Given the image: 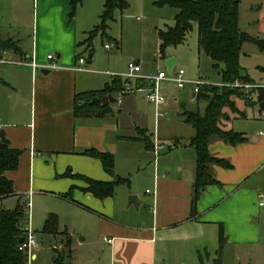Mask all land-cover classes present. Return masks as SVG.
Instances as JSON below:
<instances>
[{"label": "crops", "instance_id": "crops-1", "mask_svg": "<svg viewBox=\"0 0 264 264\" xmlns=\"http://www.w3.org/2000/svg\"><path fill=\"white\" fill-rule=\"evenodd\" d=\"M26 1L30 2L0 0L4 7L0 8V38L11 39L15 45V49L4 51L9 59L33 60L38 65L33 69L28 64L0 63V130L9 146L20 151L16 169L4 174L13 187V193L5 198L23 203L25 229L31 230L32 224L42 234L51 235L42 229L47 216L55 214L58 233L51 236L55 242L52 249L59 251L56 256L66 255V233L71 240L69 259L72 243L80 247L98 244L102 259L98 264H212L220 225L226 237L224 252L231 246L259 245L264 222V204L260 206L257 197L264 192V118L259 111L264 109V91L261 101L256 102L255 91L253 104L245 97H235L236 111L224 109L221 128L241 133L245 141L232 145L218 137L209 140V152L231 166L212 164L211 173L218 183L205 186L194 201L196 154L189 145L194 130L183 142L181 136L171 135L166 140L159 134L160 111L169 106L161 85L174 82L159 81L163 104L145 99L144 87L151 84L148 76L165 70L152 71L137 59L132 62L139 65L138 74L143 77H126L128 55L121 37L107 33L109 26L106 36H95L106 38V54L94 52L92 46L91 57H84L85 51L90 52L80 43L99 23L105 0H83L72 17L70 0H32L31 33H26ZM152 4L156 6L154 0ZM251 4L255 5L251 23L257 30L249 35L264 41V0H251ZM128 8L129 2L124 11ZM172 25L153 29L150 45L158 49L157 58L162 62L176 57L171 51L159 50L158 32ZM108 43L112 44L109 48L105 47ZM257 50L264 52L258 46ZM80 57L85 63L78 70ZM239 63L251 82L264 84V66L250 74L241 63V49ZM114 79H120L122 90L109 95L110 112L99 116L96 113L105 100L103 90ZM191 82L179 87L193 86ZM191 100H197L193 87ZM89 101L99 104L76 115L75 107ZM231 118L239 122L237 126L234 122L229 126ZM87 149L110 153L114 158L112 173L98 158L84 154ZM118 177L127 181L117 184L111 196L98 198L84 190L86 179L112 182ZM130 195L137 197L136 204L128 201ZM31 252L35 261L37 255Z\"/></svg>", "mask_w": 264, "mask_h": 264}, {"label": "trees", "instance_id": "trees-1", "mask_svg": "<svg viewBox=\"0 0 264 264\" xmlns=\"http://www.w3.org/2000/svg\"><path fill=\"white\" fill-rule=\"evenodd\" d=\"M83 0H70V16H74L77 6ZM240 0H154L158 7L169 6L177 9L174 15V23L165 30H160L159 50L164 52L168 46L181 44L186 34L192 29L193 23L197 26L198 52H202L212 62V69L218 70L220 83H232L235 80L251 82L243 73L239 63V53L242 44L251 42L261 50L264 49V41L254 38L239 29L238 10ZM128 7L127 0H105L103 10L99 16V23L87 32V37L80 44H84L92 53V40L97 35L106 36V30L111 21L115 20V12H122ZM15 49L11 39L0 38V52L2 50ZM120 79H114L110 85L105 87L103 92L104 104L99 107V116L110 112L108 108V97L117 91L122 90ZM262 89L257 90L258 99L262 100ZM90 95H94L92 92ZM197 100L203 99L205 107L202 113L187 111L183 113L184 122L190 125L194 134L190 138L189 145L195 150V178L193 181V200L196 201L200 192L205 186L218 183L212 176L211 165L216 164L223 167H230L225 159L213 156L208 150L209 140L218 137L227 143L235 145L245 141L241 133L221 128V121L225 118V108L236 111L235 97H244L238 89L222 85H203L196 94ZM248 104L254 101L246 100ZM99 101H89L76 106L75 114L85 108L98 106ZM146 146L149 144L144 139ZM20 151L9 146L8 141L2 136L0 138V200L13 193L12 181L5 177V172L15 170L18 164ZM84 154L98 158L104 169L112 173L114 158L110 153L99 152L95 149H87ZM88 186L85 191L91 192L98 198L111 196L115 186L125 183L127 179L116 178L112 182L95 181L86 179ZM68 196V193L65 194ZM24 205L20 201L12 210L0 211V264H25L26 254L18 250L19 239L23 238L26 229L23 224ZM25 222V220H24ZM42 232L55 235L58 233V219L55 214H49L45 219ZM64 248L66 256L70 255V237L64 233ZM226 245V237L223 227L219 226L218 248L216 257L212 264H222V257ZM61 256H56V264H63Z\"/></svg>", "mask_w": 264, "mask_h": 264}, {"label": "rangeland", "instance_id": "rangeland-1", "mask_svg": "<svg viewBox=\"0 0 264 264\" xmlns=\"http://www.w3.org/2000/svg\"><path fill=\"white\" fill-rule=\"evenodd\" d=\"M127 1L129 2V8L122 14L118 11L115 13L116 20L110 22L107 33L118 39L121 37L124 50L128 55L126 62H132L138 59L141 65L147 67V69L154 71L161 68V70L167 71L164 62L160 58H157L158 49L155 48V45L150 44L153 42L154 26L163 29L166 25H172V18L176 10L169 6L158 8L152 4V0ZM2 3H0V8L3 6ZM254 7L255 5L251 4V0L241 1L239 29L248 34H256L257 30L256 27H253L250 16V14L254 15V11H252ZM33 14L34 5L32 0L30 2L26 1L24 18L25 23L29 26L27 27L29 29L26 30V33L30 32ZM22 33L23 31L20 32V34ZM22 38L24 42H27L26 37L24 38L23 36ZM105 43V37H100L99 35L95 37L92 43L94 52L98 54L103 53V55L106 54L107 50L104 48ZM166 51H171L175 54L174 56L176 57L174 58L177 59L174 67L175 71L179 69L184 70V79L186 81L204 80L207 83H213L209 85L220 83L218 70L212 69L211 67L212 61L202 52H198L197 26L195 23H193L192 29L186 34L181 44L168 46L164 52ZM88 54V51L83 53L84 57H88ZM241 63L248 69L250 74L257 73L264 66V52H258L256 45L251 42H246L241 48ZM99 69L105 70V67ZM110 70H113V68ZM123 72L122 70L116 74H122ZM192 87V85L179 87L174 83L168 82H164L161 85V92L167 96L166 98L169 102V106L165 110L160 111L162 115L159 118V134L166 138V140L171 135H176L181 136L183 142L193 134V129L183 122V113L185 111H198L202 113L205 101L203 99L191 100ZM151 107L154 108V106ZM247 108L250 109L249 106ZM233 122L234 126H237V123H239L234 118H231L229 126H232ZM16 204L17 202L13 197L2 199L0 200V211L12 210ZM133 218L136 219L137 216L134 215ZM24 220L22 222L25 228ZM31 228L33 229L31 231L35 233L37 242V246L32 249L36 253L37 259L31 261L32 264H56V258H53V256H56L59 251L52 249V245L55 244L53 236L42 234L40 228L36 229L32 224ZM261 238L262 242L259 245L246 244L226 248L222 258V264H264V222L263 225L261 224ZM72 248V259L64 255L62 259L63 264H98L102 260L100 259L101 251L98 244H93L92 247H80L72 243ZM237 255L239 259H236ZM25 264L28 263L26 262Z\"/></svg>", "mask_w": 264, "mask_h": 264}, {"label": "built area", "instance_id": "built-area-1", "mask_svg": "<svg viewBox=\"0 0 264 264\" xmlns=\"http://www.w3.org/2000/svg\"><path fill=\"white\" fill-rule=\"evenodd\" d=\"M112 44L108 43L105 45V47L109 48L111 47ZM48 59L52 58V55H48L47 56ZM0 63L3 64H14V63H19V64H28L30 65L33 69L37 68L38 65L32 60V61H14L12 59H9L8 54L6 51H1L0 52ZM85 63V59L80 57L78 59V64L79 66L77 67L78 70L82 69V65ZM140 70L139 65L130 62L128 64V72L125 74L126 77H138L141 76L138 74ZM184 70L179 69L175 74L173 73H167L165 71H158L156 73V75L153 76H148V78L151 80V84L148 85L147 87H144L145 90V99L149 102L154 103L155 105H159V104H163L165 102V97L162 96L159 93L158 90V83L160 80L162 79H168L174 83H176L178 86H182L185 82H187L184 77ZM143 77V76H141ZM193 84V92L194 95H196L199 91V88L203 85H209V84H213V83H207L204 80H197V81H192L191 82ZM214 85H222V86H227L230 88H234V89H238L239 91H241L245 97V99L247 100H251L253 93L255 91H257L258 89L264 88V84H260V83H255V82H245V81H241V80H235L232 83H217ZM117 101H120V98L117 99ZM259 116H261L262 118H264V109H261L259 111ZM262 134H264V132H262ZM148 192V190H147ZM258 199H259V205H263L264 204V192H259L257 195ZM23 242L19 243L18 245V250L22 251L26 254L27 257V263L31 264L32 261V249L36 246V239H35V234L30 230V229H26V233L23 237ZM107 242H111V239H105Z\"/></svg>", "mask_w": 264, "mask_h": 264}, {"label": "water", "instance_id": "water-1", "mask_svg": "<svg viewBox=\"0 0 264 264\" xmlns=\"http://www.w3.org/2000/svg\"><path fill=\"white\" fill-rule=\"evenodd\" d=\"M90 57H91V55H90ZM175 62H176V59L174 57H169V58L165 59L164 65H165L168 73H171V69L175 65ZM1 137H2V130H0V138ZM128 201L136 204L137 197L135 195H130L128 197ZM23 240H24L23 238H20L19 243L23 242Z\"/></svg>", "mask_w": 264, "mask_h": 264}]
</instances>
